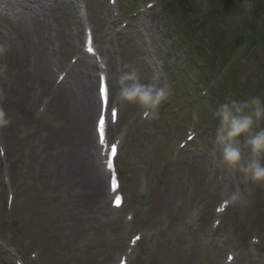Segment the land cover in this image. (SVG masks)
<instances>
[{
	"label": "rangeland",
	"instance_id": "rangeland-1",
	"mask_svg": "<svg viewBox=\"0 0 264 264\" xmlns=\"http://www.w3.org/2000/svg\"><path fill=\"white\" fill-rule=\"evenodd\" d=\"M10 5L9 13L36 6L40 26L35 44L25 45L29 53L20 80L12 76L11 56L22 42L5 36L0 45V99L22 97L13 141L9 149L0 143L5 151L0 264H116L136 232L144 237L130 264H226L229 253L236 257L232 264H264V182L230 170L213 144L222 102L264 98V0H11ZM81 10L110 68L113 101L125 63L138 66L144 82L163 87L168 96L156 118L142 119L138 106L121 102L122 119L112 132V139L126 133L118 161L126 196L121 211L106 212L91 197V184L100 178L90 135L98 109L88 112L80 84L75 90L71 82L57 83L61 69L56 71L55 60L64 66L83 55ZM122 19L129 23L125 29ZM84 62L74 64L75 73ZM204 66L210 74L205 80ZM207 90L211 96H203ZM12 103L17 109L18 102ZM189 130L198 137L181 149ZM79 165L95 179L83 181ZM233 192L240 194L234 203ZM222 200L230 207L217 226L212 221ZM130 212L135 223L126 225Z\"/></svg>",
	"mask_w": 264,
	"mask_h": 264
},
{
	"label": "clouds",
	"instance_id": "clouds-1",
	"mask_svg": "<svg viewBox=\"0 0 264 264\" xmlns=\"http://www.w3.org/2000/svg\"><path fill=\"white\" fill-rule=\"evenodd\" d=\"M117 96L121 102L138 106L145 116L156 118L166 102V90L142 79L141 69L134 63H125L116 79ZM216 116L220 121L215 130L214 147L224 163L233 172L255 182H264V98L252 96L244 100L224 101ZM10 123L6 112L0 109V127ZM243 137H247L246 141ZM245 150L249 157L244 158ZM240 199L238 192L229 196L230 202Z\"/></svg>",
	"mask_w": 264,
	"mask_h": 264
},
{
	"label": "bare ground",
	"instance_id": "bare-ground-1",
	"mask_svg": "<svg viewBox=\"0 0 264 264\" xmlns=\"http://www.w3.org/2000/svg\"><path fill=\"white\" fill-rule=\"evenodd\" d=\"M7 0H4L3 2H6ZM39 3V1H38ZM1 6V3H0ZM41 8V5L39 3L38 5ZM26 11L24 9L20 10V14L17 16L18 18H12L10 20H5V29L6 32L13 36L15 35L18 39L22 42V50L19 51L17 54V51H12V58L14 59L11 61V67L15 69V73L12 74L14 78H17L20 80L26 71V65L23 60L26 58V54L29 53L28 50H26V46L30 47V44L34 41L33 45L35 44V38H36V30L39 29L40 22L39 19L37 18L38 15L35 12L36 6L32 9L30 6H25ZM21 8V7H20ZM5 8L1 7L0 8V15L5 13L4 11ZM28 9V10H27ZM3 12V13H2ZM41 28V27H40ZM2 40L3 37L2 35L0 36V45H2ZM26 45V46H25ZM24 48V49H23ZM2 48L0 47V78L4 74V67L3 61H4V56L3 53H1ZM9 63V64H10ZM65 63V62H64ZM65 66V65H64ZM62 63H57V67H64ZM90 69L93 70V65L89 61H87L81 68V70L78 73H75L73 76L75 77V81L79 82L83 87V93L86 96V104L88 112L92 113L95 110V107L97 106V98L96 95L94 94L93 86H94V80L93 78L90 77ZM69 73V72H68ZM92 73V72H91ZM1 85V84H0ZM13 102H18L17 106L18 108L16 109L13 105ZM22 97H17L15 100L10 99V98H3V100H0V109H3L7 117L10 121V123L7 126H3L2 129L4 130V135H2L1 141L4 140L5 145L9 149V145L13 141V129L16 128L20 113L22 112ZM21 105V107H19ZM2 130V134H3ZM91 138L93 136V133L90 132ZM9 136V138H8ZM9 144V145H8ZM100 161V159H99ZM101 171L104 174L103 167L100 165ZM78 173L82 176L83 181L88 179L87 181H93L95 178L92 177V173L89 172L88 168L83 170V166L79 165V168L77 169ZM102 175V174H101ZM105 176V174H104ZM104 176L102 175L101 179L97 178L94 182L91 184V197L93 201L99 200L100 202L98 204L99 207H102L104 210H112V208L108 207L107 205V199H108V190L106 192L105 187H102L103 185L101 184L102 181L105 179ZM101 199V200H100ZM100 211V210H99ZM113 211V210H112Z\"/></svg>",
	"mask_w": 264,
	"mask_h": 264
},
{
	"label": "snow or ice",
	"instance_id": "snow-or-ice-1",
	"mask_svg": "<svg viewBox=\"0 0 264 264\" xmlns=\"http://www.w3.org/2000/svg\"><path fill=\"white\" fill-rule=\"evenodd\" d=\"M103 91L105 92V94H107V89H104ZM114 114H115V113H113V115H114ZM112 151H113V154H115V151H116V150H115V147H114V146H113V148H112Z\"/></svg>",
	"mask_w": 264,
	"mask_h": 264
}]
</instances>
